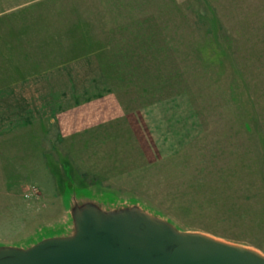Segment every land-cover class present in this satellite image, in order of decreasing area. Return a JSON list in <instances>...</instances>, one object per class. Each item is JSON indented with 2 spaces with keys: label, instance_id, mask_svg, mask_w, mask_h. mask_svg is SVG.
Segmentation results:
<instances>
[{
  "label": "rangeland",
  "instance_id": "374dc122",
  "mask_svg": "<svg viewBox=\"0 0 264 264\" xmlns=\"http://www.w3.org/2000/svg\"><path fill=\"white\" fill-rule=\"evenodd\" d=\"M85 200L264 256V0H0V247Z\"/></svg>",
  "mask_w": 264,
  "mask_h": 264
},
{
  "label": "water",
  "instance_id": "95a60500",
  "mask_svg": "<svg viewBox=\"0 0 264 264\" xmlns=\"http://www.w3.org/2000/svg\"><path fill=\"white\" fill-rule=\"evenodd\" d=\"M68 210L69 234L1 246L0 264H264L254 250L178 231L136 206L104 211L85 200Z\"/></svg>",
  "mask_w": 264,
  "mask_h": 264
}]
</instances>
